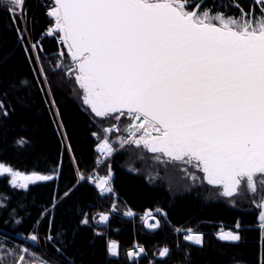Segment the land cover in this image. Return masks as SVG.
Masks as SVG:
<instances>
[{
    "label": "snow or ice",
    "instance_id": "1",
    "mask_svg": "<svg viewBox=\"0 0 264 264\" xmlns=\"http://www.w3.org/2000/svg\"><path fill=\"white\" fill-rule=\"evenodd\" d=\"M40 3L45 26L36 33L40 21L29 15L28 0H0V11L7 13L32 72L31 79L0 80V125L12 119L17 105L28 106L21 92L30 94L38 88L61 147L44 171L26 173L0 162V177H10L7 183L12 189L25 192L37 182L52 188L48 204L32 218L30 234H19L22 240L37 245L43 239L57 258L49 260L30 247L10 243L7 233L14 226H23L31 213L23 203L12 206L11 197L0 193V264H84L77 259L84 250L70 251L73 245L67 234L74 240L88 230V243L94 247L98 240L106 241V255L118 261V243L96 230L97 225L109 227L111 213L118 211L115 202L110 212L96 215L77 205L67 227L63 223L55 226V221L57 210L85 182H93L100 197L114 193L109 161L126 146L180 168L193 185L210 186L217 198L233 207L237 197L246 195L253 221L245 224L237 219L234 230H221L217 238L238 245L249 231L258 230L264 249V0ZM48 38L59 44L55 52L44 48ZM50 76L57 77L55 85ZM69 85L81 111L89 117L90 134L96 142L95 163H107L103 177L85 176L80 171L69 126L53 90ZM14 144L30 147L32 140L20 136ZM65 155L72 178L61 189V179H68ZM162 214L167 217L166 212ZM124 215L133 217L134 213L129 209ZM141 219L150 231L161 228V221L151 212ZM183 240L189 244L175 245L182 253L176 264H192L190 247L203 250L204 235L188 229ZM172 254L167 246L158 252L165 264ZM123 255L126 264H140L148 249L137 244ZM231 264H239L234 256ZM259 264H264V250Z\"/></svg>",
    "mask_w": 264,
    "mask_h": 264
},
{
    "label": "trees",
    "instance_id": "2",
    "mask_svg": "<svg viewBox=\"0 0 264 264\" xmlns=\"http://www.w3.org/2000/svg\"><path fill=\"white\" fill-rule=\"evenodd\" d=\"M26 6L30 8L29 15L37 17L40 21L35 29L36 33H39L45 26L44 9L40 0H28ZM10 23L7 13L0 11V80L31 79V65L26 61L23 48L18 44L15 30ZM43 43L46 50L55 52L58 49V44L53 42V38H48ZM48 63L49 59H46V68ZM50 79L55 85L57 77L50 76ZM53 90L57 104L61 106L63 118L69 126L80 171L87 175L93 169L96 143L90 134L89 117L81 111L80 102L72 95L70 85L63 89L54 87ZM20 94L25 96L28 106L17 105V111L12 119L0 125V162L26 173L33 170L44 171L51 167L52 161L59 155L60 137L49 122L47 106L38 88L32 89L30 94L26 92ZM20 136L31 138L32 145L25 148L17 147L14 140ZM68 163V156L65 155V176L68 179H61L59 182L61 189L72 178V169L68 168ZM109 163L115 174L113 187L119 194L118 215L112 217L108 228L96 226V230L105 232L107 240L120 241L121 256L118 261L108 257L106 241L98 240L94 247L90 245L88 241L91 238V230L82 231L74 240L69 232L68 239L72 240L73 245L70 251H75V248L84 250V255L77 257L84 264L109 262L126 264L123 253L131 248L135 238L149 250L150 257H155V252L159 248L167 246L173 249L172 256L166 258V264H176L178 259H182V253L175 250V245L179 243L184 247L188 243L180 239L181 236L175 235V227L184 229L197 227L204 233L203 250L194 245L190 247L192 264H231L233 256L239 264H259L264 249L259 240L258 230L249 231L244 241L238 245L221 242L215 237V231L220 224H235L237 219L245 224L253 221V208L246 195L237 197L236 207H233L226 200L217 198L210 186H201L199 183L193 185L180 168L161 164L153 158V154L141 152L134 147L126 146L116 153ZM103 172L107 173V163ZM9 179L7 176L0 177V193L11 197L12 206L23 203L31 213V218H27L23 226H14L7 235L10 237V243L24 246L27 243L22 240L19 233L24 236L30 234L29 229L34 222L32 218L37 216L42 206L48 204L52 188L46 186L44 182H37L30 185L29 190L25 192L12 189L7 183ZM111 204V199L100 198L95 188L85 182L76 191L73 199L57 210L55 226L63 223L67 227L77 205L83 206L91 215H95L104 210L109 211ZM126 206L136 211L162 208L167 211L170 222L156 232H148L142 225H135L134 221L122 216L123 207ZM19 211L21 214L24 212L23 209ZM40 234L43 237V229ZM2 235L0 232V237ZM41 247L43 251L57 258L53 250L43 243V239ZM31 251L37 253L39 250L32 247ZM147 261L148 258H143L140 264H147ZM155 264H165V259H156Z\"/></svg>",
    "mask_w": 264,
    "mask_h": 264
},
{
    "label": "built area",
    "instance_id": "3",
    "mask_svg": "<svg viewBox=\"0 0 264 264\" xmlns=\"http://www.w3.org/2000/svg\"><path fill=\"white\" fill-rule=\"evenodd\" d=\"M96 164V163H95ZM153 212V211H152ZM133 213H134V216L132 217V218H135L136 216H137V214L138 213H136V210L135 211H133ZM142 213H145V211H143ZM155 213V212H154ZM234 225L235 224H232L231 225V227L232 228H234ZM179 229V228H178ZM181 229H179V231H180ZM44 256L47 258V259H49V260H54V259H56V258H54L53 256H50V255H48V254H46V253H44Z\"/></svg>",
    "mask_w": 264,
    "mask_h": 264
},
{
    "label": "bare ground",
    "instance_id": "4",
    "mask_svg": "<svg viewBox=\"0 0 264 264\" xmlns=\"http://www.w3.org/2000/svg\"><path fill=\"white\" fill-rule=\"evenodd\" d=\"M181 239V238H180Z\"/></svg>",
    "mask_w": 264,
    "mask_h": 264
},
{
    "label": "rangeland",
    "instance_id": "5",
    "mask_svg": "<svg viewBox=\"0 0 264 264\" xmlns=\"http://www.w3.org/2000/svg\"><path fill=\"white\" fill-rule=\"evenodd\" d=\"M31 250V249H30Z\"/></svg>",
    "mask_w": 264,
    "mask_h": 264
}]
</instances>
